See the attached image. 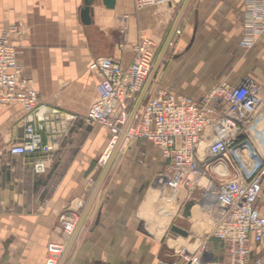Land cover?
I'll return each mask as SVG.
<instances>
[{
  "label": "crops",
  "instance_id": "1",
  "mask_svg": "<svg viewBox=\"0 0 264 264\" xmlns=\"http://www.w3.org/2000/svg\"><path fill=\"white\" fill-rule=\"evenodd\" d=\"M85 0H0V31L20 25L14 39L18 65L25 70L41 102L65 113L86 116L97 98L99 77L90 62L112 58L129 67L133 45H155L157 58L186 0L137 9L134 0H102L91 6V24L81 20ZM245 0H189L148 89L203 99L215 86H238L245 79L262 89L263 109L255 131L264 137V33L251 50L244 37ZM126 44L125 50L120 45ZM156 58V60H157ZM20 105L0 107V264H44L47 246L61 239L59 215L82 217L104 171L109 132L77 123L50 154L47 173L37 175L31 158H13L10 148L24 138ZM261 159L264 158V139ZM261 145V144H260ZM41 154H39L40 156ZM168 165L145 139L127 141L112 160L84 224L63 264H158L172 261L173 249L162 237L176 214L157 182ZM103 168V169H102ZM151 191L158 198L149 220L144 206ZM264 196V181L263 193ZM264 215V207H260ZM146 211V210H145ZM158 221V226L148 227ZM180 228L186 229L179 225ZM212 241L208 250L218 253Z\"/></svg>",
  "mask_w": 264,
  "mask_h": 264
},
{
  "label": "built area",
  "instance_id": "2",
  "mask_svg": "<svg viewBox=\"0 0 264 264\" xmlns=\"http://www.w3.org/2000/svg\"><path fill=\"white\" fill-rule=\"evenodd\" d=\"M169 0H134L137 9L159 7ZM244 37L240 47L251 50L264 33V0L244 1ZM20 25L0 31V107L20 105L24 112V138L13 145V158H31L37 175L47 173L50 154L80 121L107 130L111 145L124 132L132 110L150 76L157 58L155 45L142 40L133 45L135 58L129 67L112 58L90 62L89 70L99 77L97 98L84 117L65 113L41 102L25 70L18 65L14 39ZM126 44L120 45L125 50ZM263 109L262 89L245 79L232 87H213L196 101L159 89L148 91L125 134L129 141L145 139L161 153L168 165L158 175V185L183 193L180 217L194 203L206 209L214 225L191 252L173 249V260L158 264H264V215L259 208L263 193L264 158L255 145L253 128ZM39 154H41L39 156ZM229 166V169L225 165ZM229 174L218 182L210 174ZM79 215H59L62 236L47 246L44 264H60L79 224ZM221 245L218 253L208 250L210 242Z\"/></svg>",
  "mask_w": 264,
  "mask_h": 264
},
{
  "label": "water",
  "instance_id": "3",
  "mask_svg": "<svg viewBox=\"0 0 264 264\" xmlns=\"http://www.w3.org/2000/svg\"><path fill=\"white\" fill-rule=\"evenodd\" d=\"M102 1H103V4L107 8H109V9H113L115 7L116 0H102ZM188 1L189 0H186V2L184 4V6H183V8H182V10H181L178 18H177V21L175 23V26L172 29V31L170 32V34L168 36V39H167V41H166V43H165V45H164V47H163L160 55L158 56V58H157V60L155 62V65L153 67V70H152L150 76L148 77V79L146 81V84H145V86H144V88H143V90H142V92H141V94H140V96L138 98V101H137L135 107L132 110L130 119H129L126 127L124 128V132L121 135L120 140L118 141V145L116 146V148H115V150L113 152V155H112V158H111V162H109V164L104 169V171H103V173L101 175V178H100V180H99V182H98V184L96 186V189H95V191H94V193H93V195H92V197H91V199H90V201H89V203H88V205H87L84 213L82 214V217L80 218V221H79V224L77 226V229H76L73 237L71 238V240H70V242H69V244L67 246V249L65 251L64 257H63V259H62V261H61L60 264H63L65 262V260H66L67 256L69 255L70 250H71V248H72V246H73V244H74L77 236L79 235V233L81 231V228H82V226L84 224V221H85V219L87 217V214H88V212H89V210L91 208V205H92V203H93V201H94V199H95V197H96L99 189L101 188V185H102L103 181L105 180V177L107 176V173H108L109 168L111 166L112 160L115 158V156L117 154L118 146L121 143V140H122L124 134L126 133L127 129L131 125V123H132V121H133V119H134V117H135V115H136V113H137V111H138V109H139L142 101H143V98H144L145 94L147 93V91H148V89H149V87H150V85H151V83H152V81H153V79H154V77L156 75V72H157V70L159 68V65H160V63H161V61L163 59V56H164V54H165V52H166V50H167V48H168V46H169V44L171 42V39H172L173 35L175 34L176 26H177L178 22L180 21L183 13L185 11V8H186V6L188 4ZM94 2H95V0H85L84 1L85 7L81 11V20H82V22L85 25L91 24V16H90V13H91V6L94 4ZM195 206L196 205L194 203H190V204H188L185 207V210H184L185 211V217L189 221L195 220V218L199 215L198 213H193L192 212V210H193V208ZM171 231L174 232V233H176V234H178V235H181L183 237H186V238L189 237V232L187 230H185V229H182V228L178 227V226L173 225L172 228H171Z\"/></svg>",
  "mask_w": 264,
  "mask_h": 264
},
{
  "label": "rangeland",
  "instance_id": "4",
  "mask_svg": "<svg viewBox=\"0 0 264 264\" xmlns=\"http://www.w3.org/2000/svg\"><path fill=\"white\" fill-rule=\"evenodd\" d=\"M253 134H254L255 142L257 144H259L260 149L262 150L263 147H261V146H263L262 140L264 139V137L259 135V132L255 131V127L253 128ZM231 179H233V177H231ZM182 195H183V193H178V192H174L171 190H165V199L171 198L172 202H171V204H166V203L160 202L159 210L166 207L167 205H170V206L174 207V209H176V213H177V210L179 208L178 206H180V205H179V203H177V199H175L174 197H176V198L180 197L182 199V197L184 196V195L183 196ZM259 206L264 207V196L263 195L261 196V199L259 201ZM202 215H203V212L201 211V213L199 212V215L195 218V220L189 221L185 218L178 217L176 214L175 221H173V220L170 221V223H169V225H168V227H167V229H166V231L162 237L165 238L167 243L170 239L174 240V239L178 238L180 235L172 232L171 228L173 225L178 226V227H179V225H182L186 228L185 230H187L190 234V240L188 242H186L185 244H183L182 247H186L191 252L195 251L196 248L200 245V243L205 238V235L212 229V227L214 225V221H213L211 215H209L207 219L205 217L206 222L203 224L204 226L202 225L203 227L200 225H199L200 227L197 225H194L195 221L200 219ZM194 243H197V244L195 246H191ZM168 245L170 247L169 243H168Z\"/></svg>",
  "mask_w": 264,
  "mask_h": 264
},
{
  "label": "bare ground",
  "instance_id": "5",
  "mask_svg": "<svg viewBox=\"0 0 264 264\" xmlns=\"http://www.w3.org/2000/svg\"><path fill=\"white\" fill-rule=\"evenodd\" d=\"M120 140V139H119ZM119 140H115L110 146H109V150L107 151V153L103 156V158L101 159V166L106 168V166L109 164V162H111V158H112V155H113V152L116 148V146L118 145V141ZM129 140V135L128 134H124L122 140H121V143L119 144L118 146V151L117 153L119 152V150L121 148H123L125 146V144L127 143V141ZM225 167L227 169H229V166L224 164ZM103 169V168H102ZM230 170V169H229ZM210 174L215 177V179H217L218 182H222V181H225V180H231V177H230V172L229 174H225V175H220L218 173V171L216 169L214 170H210ZM157 198H158V192L157 191H151L149 193V195L147 196V199H146V202H145V206H144V217L146 220H149L153 211L151 212V209L153 208L155 202L157 201ZM201 211L203 212V215L201 216L200 219H198L197 221H195L194 225H197V226H202L205 222H206V219L208 218L209 214L207 213V210L206 209H201L199 208L198 205H196L192 212L193 213H198L199 212L201 213ZM206 217V219H205ZM155 226H158V221H156L155 223L153 224H150L148 223V227H155ZM199 226V227H200ZM204 226V225H203ZM202 226V227H203ZM206 230V229H205ZM204 230V231H205ZM201 237V236H200ZM190 240V234H189V237H183V236H179L178 238L174 239V240H171L170 239V243H171V246L172 248H175V249H180L182 248L183 244H185L186 242H188ZM197 243H194L192 244L191 246H195Z\"/></svg>",
  "mask_w": 264,
  "mask_h": 264
}]
</instances>
